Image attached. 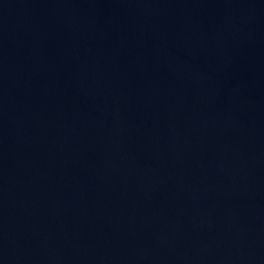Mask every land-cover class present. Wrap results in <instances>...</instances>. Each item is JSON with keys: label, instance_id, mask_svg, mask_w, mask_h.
I'll return each mask as SVG.
<instances>
[{"label": "water", "instance_id": "1", "mask_svg": "<svg viewBox=\"0 0 264 264\" xmlns=\"http://www.w3.org/2000/svg\"><path fill=\"white\" fill-rule=\"evenodd\" d=\"M0 264H264V0H0Z\"/></svg>", "mask_w": 264, "mask_h": 264}]
</instances>
